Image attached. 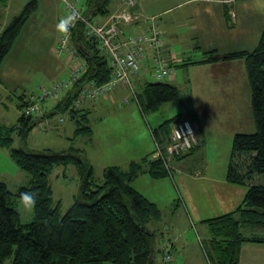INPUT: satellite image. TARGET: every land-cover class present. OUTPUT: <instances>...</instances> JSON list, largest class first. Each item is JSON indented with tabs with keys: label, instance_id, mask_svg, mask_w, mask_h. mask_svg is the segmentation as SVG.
Instances as JSON below:
<instances>
[{
	"label": "trees",
	"instance_id": "16d2710c",
	"mask_svg": "<svg viewBox=\"0 0 264 264\" xmlns=\"http://www.w3.org/2000/svg\"><path fill=\"white\" fill-rule=\"evenodd\" d=\"M8 2L9 0H0L4 7L9 5ZM84 4L81 7L83 19L75 21L69 30L67 42L69 51L76 52L80 59L84 60L85 70H80L79 76L64 88L65 93L62 91L57 97L38 100L34 96L39 93H33L28 100H25L27 96L24 94L19 97L26 108L33 102L38 104L45 100L61 98L54 110L44 116L69 110L72 118L79 117L76 121L80 124L81 120L86 123L90 114V110L84 113L82 107L89 98L78 103L80 94L91 86L108 83L114 72L109 63L110 54L101 48L96 36L88 33L89 23L100 24L97 19L111 15L112 0H88ZM38 6L37 0L29 1L0 31V68ZM131 9L136 12L134 7ZM64 10L66 12L65 8ZM124 27L128 29V25ZM259 37L256 46L250 51L229 52L214 57L246 59L253 112L258 125V130L254 133L243 132L234 135L233 160L227 174V180L232 183L244 184L246 177L250 179L256 173H264V27ZM146 50L151 55L152 52ZM209 59L212 60L213 57ZM153 65L152 62L148 63L141 73L135 75L145 73V68H151L153 74ZM154 78L157 79L155 74ZM59 79L62 78L53 81ZM155 79L142 81L144 83L139 93L131 76L134 87L132 95L137 98L138 106L143 112L158 110L165 103H171L180 96L177 84L165 79ZM25 110L21 121L24 124L23 131L27 132L35 126L33 115L39 109L31 115L25 113ZM1 128L0 125V143L9 145L12 138ZM90 130V126H80L77 127L76 133ZM171 132L164 136L155 128L152 133L154 138L159 140L160 150L165 157L167 155L162 150L160 140H168ZM155 146L157 150L156 142ZM196 146L198 144L190 150H194ZM244 156L249 159L248 163L245 162L247 172L242 170L240 163L234 159ZM11 157L29 174L30 182L14 193L8 189L5 182L0 183V264H154L156 239L155 232L149 228L148 222L161 218V208L132 183L145 173L154 179L166 177L170 171L162 156L153 158V154H148L144 158L130 161L126 168L118 165L106 167L102 185H97L94 181L91 159L87 155H81L80 149L76 147L56 151L52 148H13ZM67 163L78 166L82 183L76 201L65 214H61L60 209L52 206L53 189L48 174L58 164ZM21 192L33 193L36 199L34 219L25 224L21 223L17 200L13 199L14 196L19 197ZM205 221L212 228V250L208 253L211 264H238L240 246L244 240L264 242V233L254 235L258 229L264 231V185H250L242 204L235 211ZM246 228L250 231L245 236Z\"/></svg>",
	"mask_w": 264,
	"mask_h": 264
},
{
	"label": "rangeland",
	"instance_id": "374dc122",
	"mask_svg": "<svg viewBox=\"0 0 264 264\" xmlns=\"http://www.w3.org/2000/svg\"><path fill=\"white\" fill-rule=\"evenodd\" d=\"M29 1L31 0H9L10 8L4 14L0 13V31L6 27V24ZM87 1L82 0V3H87ZM37 2L39 3L37 11L28 20V23L23 28L14 45V49L7 56L0 68V125L2 131L4 133L8 132V136L12 138L9 145L0 143V183L5 182L8 189L14 193L21 186L29 184L30 182L29 174L20 168L14 158L11 157L13 148H26L29 150L52 148L56 151L76 147L80 149L81 155H87L91 159V163L94 166V181L97 185H102L105 181V168L111 167L112 165L126 168L129 163L124 162V158L133 154L132 152L126 151V148L122 149L126 152H117L112 148L113 146H121L123 142H126L127 136H133L136 140H142L147 145L150 154L153 151V158H161L160 151L158 149L155 150L156 146L154 140H152L150 125L152 127L157 126L156 128L161 132L160 135L166 136L167 133L173 130V121L176 118H193L192 120L197 123V136L201 132L200 138L202 139L199 145L194 150H189L188 152L178 151L176 154L170 155L166 150L168 140H160L162 150L167 156H170L168 162L172 168L170 169V173L167 174L166 179L157 178L155 180L149 174L145 173L144 176L146 175V178L141 183L143 185L141 187L146 194L142 191L140 192L144 196H151L148 198H151L150 200L154 203L159 201L162 204L160 206L162 212L161 218L154 220V222L153 220L148 222L149 228L155 232L154 264H165L163 260L165 254L164 246L168 242L172 243L171 250L174 254L172 264L175 262V264H211L208 253L212 250L210 248V244H212V228L209 227L205 220L219 217L214 215L215 211L213 209H216L219 212L218 214H222V207L215 202L213 205L207 204L205 202L206 197L208 195L212 196L214 193L217 194L223 188L222 186L226 185L235 191L245 192V195L250 185H264V173H256L250 179L246 177L244 184L227 182L228 167L233 160L232 146L234 135L243 132L254 133L258 130L253 112L252 92L246 68L244 67L241 70L242 72H237L238 75L242 73L244 76L243 81L248 83V91L245 92L248 99L246 102L244 101V106L242 105L243 107L241 106V109L228 111L224 107L215 105V100L218 97L215 94L210 95L209 88L205 89L201 85H199L195 93V99L198 101L197 105L203 106L204 108L207 106L206 110L197 106L201 111L202 117L196 113V108L189 105V99L182 90L179 94L180 97L175 99V101L165 103L158 110L146 112H142L138 106L137 99L132 94H128L125 91H120L116 94L115 92L117 90H114L99 97L98 100L87 102L90 106V114L88 120H86L87 122L85 123L81 120V124L76 121L79 117L74 119L70 116L71 111L69 110L54 113L52 116H43V113L46 115L49 111L54 110L61 98L40 102L38 103L39 111L34 112L33 115L35 126L29 131L24 132V124L21 121V117L24 114L26 105L19 98L20 95H26L27 99L25 98V100H28L33 93L38 94L42 86L52 83L53 81L50 82V80L54 76L58 75V78L68 77L75 64V61L70 60L72 56L69 55L70 51L68 49H65L61 54H58L56 51L58 41L64 35L56 29L59 19L67 15L65 10H63L65 8L64 1L37 0ZM246 2L254 5L256 11L259 9L264 11V0H247ZM4 8L0 4V9L4 10ZM187 13H193V11L191 10ZM108 22L110 21L108 20ZM256 22L254 20L251 21V23L257 24ZM105 23L100 24L103 25ZM140 24H144L143 19L131 24V27L128 25V29H125L126 35L124 36H128L132 32V29L139 28L138 25ZM261 28L262 26L260 24L256 36H260ZM81 62L84 64L83 59H81ZM139 78L141 81H138ZM235 79V77L229 78L228 85L233 84L232 81ZM241 79L240 77L239 82ZM132 80L137 92L140 93L144 83L142 81H152L153 78L151 76L147 77V73H143L141 75L133 74ZM242 88L243 83L241 82L239 100H241V96L244 93ZM199 89L200 92H206L209 96L197 97ZM125 96L130 98L129 102L132 99L131 104L124 105L129 103H125ZM206 98L212 100L211 103L208 102V105H206L207 103L204 100ZM242 102L243 98L241 104ZM131 112L133 113L130 116H123V114ZM62 118H64V121H61ZM160 124L163 125L159 127ZM121 125H125L121 128L123 132L119 129ZM127 125L128 129L125 131L124 129ZM80 126H90V131L93 134L86 131L76 133L77 127ZM121 135H123L125 140ZM90 137L97 143L104 137L107 145L104 146V149L100 146V143L98 147L96 145L93 146V143L88 139ZM133 155L132 158H135ZM176 155L179 156L178 159ZM252 155H255V153H252ZM234 159L235 162L240 163L242 170L248 171L245 170L247 167L246 163L249 160L247 156L236 157ZM190 166H198L199 170L204 167V171L209 175L213 174L212 178H215V182L201 178L200 181H190L186 187H183L182 184L180 186L175 174L178 171H187V167ZM194 170L189 169L191 172H194ZM48 178L53 189L52 206L60 209L61 214H65L70 205L80 195L82 183L80 169L74 163H67L66 165L58 164L49 172ZM132 184L135 186L134 182ZM179 187L182 188L183 194H185L188 201L191 195H188L186 192L188 191L194 194L192 197L199 206L200 212L205 217L211 218L202 221V215H197L196 213H192L193 216L191 214L188 215L189 211L187 212L184 208L182 194L178 192ZM172 195L177 198L176 207L168 206ZM13 199L17 200V208H19V197L14 196ZM157 205L159 206V204ZM18 211L22 224L34 219V210L32 212ZM180 211L185 212L187 216H182L183 221L181 222L183 227L181 237L186 241L185 246L182 248L178 247V243L172 239H165L163 242L161 239V232H163L165 222L169 224L170 218L174 216V213ZM195 211L198 212L197 210ZM188 219H192L193 221L187 223L186 221ZM249 231L250 229L248 228L244 229L245 236ZM259 232H261V229H258L256 233L258 234ZM176 257L178 258L176 259ZM6 264L10 263L7 262Z\"/></svg>",
	"mask_w": 264,
	"mask_h": 264
},
{
	"label": "crops",
	"instance_id": "0c3cea01",
	"mask_svg": "<svg viewBox=\"0 0 264 264\" xmlns=\"http://www.w3.org/2000/svg\"><path fill=\"white\" fill-rule=\"evenodd\" d=\"M246 1L247 0H136L134 9L137 14H140V20L143 19L145 24H140L138 25V27L144 28L149 22V18H155L159 30H161L163 50L166 53V59L169 62H174V75L167 76L164 79L173 84H177L179 86V94L181 93V90L186 93L187 98L189 99V105L197 109L196 113L200 114L199 116H201V111L198 109V107L204 108L203 106L197 105L198 101L195 99V93L199 88V85L203 86L205 89L209 88V94H215L218 97V99L215 100V105L224 107L228 111L241 109V106H244V101L246 102V100L248 99L245 93L246 91H248V83H245L243 81L244 76L242 75V73L240 75H238L237 73L240 72L244 67L246 68V59H244V57L228 59H222L218 57L217 59L214 58L218 54H220V56H223L228 54L229 52H239L242 50L250 51L256 46L257 42L259 41V36H256V32L259 29L260 24L262 26L261 30L264 27V11H261L260 9L256 11L255 6L247 3ZM83 4L84 3H82L81 0L80 6L82 7ZM121 6V0H112L111 7L113 12L111 13V15L101 17L97 19V21L99 23L108 22V20H110V18L120 10ZM9 8V5L5 6L4 10H1V8L0 13L4 14L5 11H7ZM191 10L193 11V13H187ZM252 20H254L255 22L257 20V24L251 23ZM136 29L138 30L139 28ZM211 56L213 57L212 60L209 59ZM150 62H152V59L148 63ZM144 71L145 73H147V77L151 76V78L155 79L154 74H151V68H145L143 72ZM57 76H54L50 80V82L57 79ZM231 77H235L236 79L232 81L233 84L228 85V79ZM240 77L242 79L239 82ZM138 81H141V79L139 78ZM241 82L243 83L242 89L244 92L241 96V100L243 98L242 104L241 100H239ZM114 90H117L115 92L116 94H118L120 91H125L130 94L129 87L123 83H119L110 91ZM209 94H207L206 92H200L199 89L197 92V97H207L209 96ZM95 100L98 99H88V101ZM204 100L205 103H207L206 105H208V102H212V100L209 98H206ZM87 102L82 106H85V108H83L84 113L87 112V110H90V106L89 104H87ZM131 102L123 104L128 105L131 104ZM200 105H202V103H200ZM206 108H204L203 110H206ZM132 113L133 112L125 113L123 114V116L127 117ZM44 114L45 113H43V116ZM187 118L191 119V121L193 122L196 132L197 123L192 120L193 118ZM187 118L185 117V119ZM61 121H64V118ZM124 126L125 125L119 126V129ZM156 127L157 126L152 127L150 125L152 140H154L152 133L154 132ZM127 129L128 125L124 130L127 131ZM88 132H90V134H93V132L91 131ZM121 132H123L122 129ZM121 137L124 139L123 135H121ZM127 137L128 138L126 142H123L121 146L112 145V148H114L117 152L129 151L134 154H130L126 158H124V162L129 163L134 159H141L144 158L145 155H151L153 153V151H151L150 154L149 150L147 149V145L143 143L142 140L138 141L133 136ZM200 137L201 132L197 136V138L199 139V143L202 139ZM88 139L93 143V146L96 145L98 147L100 143V146H102V148L104 149V146L107 145L104 137L100 140L99 143H97L91 137ZM125 148L126 151L122 150ZM132 155L135 158H132ZM187 168V171H178L175 174L180 183V186L182 184L183 187H186L188 186L190 181H200L201 178L210 180L211 182H215V178H212L213 174L209 175L206 171H204V167L200 170L198 166H190ZM189 169L196 170H194V172H191L189 171ZM145 178L146 175H143L134 182L135 187L138 190L142 191L144 194L146 193L142 189L141 186L143 185L141 183ZM163 178L166 179V177ZM155 180H157V178ZM227 182L229 181L227 180ZM222 187L223 188L220 191L218 190L219 192H217V194L214 193V195L212 196L208 195L205 199V202L209 205H213L215 202L222 207V214H218L219 212H217L216 209H213L215 211V216H220L224 213L234 211L235 208L241 205V201L245 195V192L235 191L228 185ZM178 192L182 194L185 210L187 212H190H188V215L191 214L193 216L194 213H196L197 215H202V221L204 219L211 218L205 217V215L200 212L199 206L196 204L192 197L194 194H192L191 192L189 193L188 191L186 192L188 195H191L188 201L185 197V194H183L182 188L179 187ZM206 193L208 194V192ZM170 199L171 200L169 201L168 206L170 205L171 207H176L177 198L172 195V198ZM156 203L159 204V206L162 205L159 201ZM195 210H197L198 212H196ZM182 216H186L185 212L180 211L174 213V216L170 218L169 224L165 222L163 232H161L162 242L165 239H172L174 242L178 243V247L182 248L185 246L186 241L181 237V231L183 229L181 225V222L183 221ZM192 221V219H188L186 222L191 223ZM263 233L264 231L261 230V232H259L258 234L262 235ZM256 234L257 233L254 232V235ZM240 247L241 249L239 253L238 264H264L263 241L247 239L241 243ZM177 258L178 257H176V259Z\"/></svg>",
	"mask_w": 264,
	"mask_h": 264
},
{
	"label": "built area",
	"instance_id": "2783aa9c",
	"mask_svg": "<svg viewBox=\"0 0 264 264\" xmlns=\"http://www.w3.org/2000/svg\"><path fill=\"white\" fill-rule=\"evenodd\" d=\"M65 4L67 14L74 15V22L69 25L68 31L63 33L64 35L58 42L56 49L58 54H61L65 49L69 50L67 42L69 36V30L75 24L78 19H83V11L81 9V0H62ZM122 8L116 12L110 18V22L105 24H88V33L97 37L98 42L101 44V48L108 54H110L109 63L113 67V77L108 83L103 85L91 86L86 91L82 92L79 96L78 103L83 100L98 99L99 96L105 95L114 88L119 82L125 84L130 89V94L134 93V87L131 82V74L141 73L144 66L152 59L153 74H155L158 80H163L167 76L174 75V62H169L166 59V53L163 50V40L161 38V30L156 23V19L151 17L149 22L144 28L137 30L132 29L128 36L125 34V25H131L137 23L140 20V14L133 12L132 7L136 4V0H121ZM125 24V25H124ZM150 50L151 55L146 52ZM72 60H75L74 68L72 69L68 77L53 81V83L42 86L41 91L36 97L38 100L43 98L57 97L60 92L64 91V88L69 86L70 82L77 78L80 74V70H85V67L79 55L76 52L70 51ZM130 98H125V103L129 102ZM38 110V104L33 102L32 105L26 108L25 113L31 115L32 112ZM169 143L166 150L170 155L176 154L178 151L188 152L191 148L199 143V139L196 136L195 127L191 119L181 118L177 119L172 126ZM154 137V135H153ZM158 151L162 156L163 161L168 167L169 171L172 166L169 164L168 159L170 156H163L159 147V140L154 138ZM172 243L168 242L164 246V261L165 264H171L173 258V251L171 250Z\"/></svg>",
	"mask_w": 264,
	"mask_h": 264
},
{
	"label": "clouds",
	"instance_id": "9594fccd",
	"mask_svg": "<svg viewBox=\"0 0 264 264\" xmlns=\"http://www.w3.org/2000/svg\"><path fill=\"white\" fill-rule=\"evenodd\" d=\"M74 22V15L69 14L67 17H61L56 25V29L61 33L68 31L69 25ZM35 194L29 192H21L18 200V210L23 212H32L35 209Z\"/></svg>",
	"mask_w": 264,
	"mask_h": 264
}]
</instances>
